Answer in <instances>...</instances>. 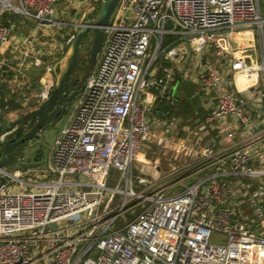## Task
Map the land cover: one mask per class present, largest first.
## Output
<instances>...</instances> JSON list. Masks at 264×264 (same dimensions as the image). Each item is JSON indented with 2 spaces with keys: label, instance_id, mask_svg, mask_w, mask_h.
Wrapping results in <instances>:
<instances>
[{
  "label": "built area",
  "instance_id": "2783aa9c",
  "mask_svg": "<svg viewBox=\"0 0 264 264\" xmlns=\"http://www.w3.org/2000/svg\"><path fill=\"white\" fill-rule=\"evenodd\" d=\"M57 2L0 0V43L11 39L7 11L56 26ZM178 72L205 94L188 137L214 142L179 139L178 119L168 124ZM151 108L168 133L153 130ZM153 140L183 159L149 160ZM134 163L155 177L141 166L137 178ZM214 232L228 241L212 243ZM0 264H264V0H120L48 158L0 171Z\"/></svg>",
  "mask_w": 264,
  "mask_h": 264
},
{
  "label": "crops",
  "instance_id": "0c3cea01",
  "mask_svg": "<svg viewBox=\"0 0 264 264\" xmlns=\"http://www.w3.org/2000/svg\"><path fill=\"white\" fill-rule=\"evenodd\" d=\"M97 3L98 0H58L53 17L60 24L56 26L39 25L35 20L14 11H7L3 15L4 22H7L11 29V39L8 42L0 43V86L4 87L8 85V90H4L3 92L0 90V130L4 123L14 121L23 113L36 108L43 100L41 92H44L47 77L54 78L57 72L60 62L59 57L65 54L69 46L67 44L68 36L72 34V29H77L76 26L79 23L89 18L88 16L95 11ZM34 57H40L41 63L35 64ZM51 65L53 67L49 69ZM38 68H43L44 73L38 71ZM252 77H241L238 83L243 86L250 79H253ZM174 84L175 95L178 98L177 105L181 104L182 98L186 96L191 97L192 101L197 100L200 104L199 109L191 111L192 113L188 117L183 115V113L178 114L174 110L170 111V116L167 117L170 119H168L169 122H174L178 119L179 132L176 137L186 139L188 133L184 128L185 125L198 126L206 116L205 94L197 82L184 78L181 72H178ZM188 90L191 93H187ZM153 98L152 94L141 93L139 102L151 107ZM2 99L6 103L4 107L2 106ZM11 103L16 104L17 107L11 108ZM153 112L154 109L152 108L148 111L153 121V130L157 133L162 131L167 132L166 125L153 120ZM173 118L175 119L172 120ZM212 135L214 136L215 133L200 135V137H196L197 139L193 137L188 138L191 141L202 144L207 139L214 142L215 138ZM150 144L154 145L150 149L153 154V151H157L158 146L155 140L151 141ZM147 145L143 149L145 154L149 152ZM160 155L168 158V163L173 161L179 162L183 159L182 153L173 148H169L163 152L159 150V155L157 156ZM26 165H31V163ZM23 166H16V168ZM146 169L144 170L146 175L150 173L155 175L157 173L156 170H151L148 167ZM29 178L31 177L29 176Z\"/></svg>",
  "mask_w": 264,
  "mask_h": 264
},
{
  "label": "water",
  "instance_id": "95a60500",
  "mask_svg": "<svg viewBox=\"0 0 264 264\" xmlns=\"http://www.w3.org/2000/svg\"><path fill=\"white\" fill-rule=\"evenodd\" d=\"M120 0H102L96 13L79 23L74 39L69 44L55 73L54 85L49 95L39 105L14 121L4 123L0 130V171L26 165L28 160L43 146L40 138L56 126L54 116L56 98L66 90V82L80 68H88V78L93 73L103 44L108 35V26ZM90 61L88 67L86 60ZM77 78H73L75 82ZM88 83V82H87ZM83 85L79 98L85 91ZM53 117H50V116ZM55 227V224H52Z\"/></svg>",
  "mask_w": 264,
  "mask_h": 264
},
{
  "label": "rangeland",
  "instance_id": "374dc122",
  "mask_svg": "<svg viewBox=\"0 0 264 264\" xmlns=\"http://www.w3.org/2000/svg\"><path fill=\"white\" fill-rule=\"evenodd\" d=\"M95 8H96L95 10H97L98 9V5H96ZM90 16L91 15H89L88 17H90ZM76 31H77V29L76 30L75 29L74 30L72 29V33H76ZM70 36L71 35H69L68 37H70ZM164 46H166V44ZM152 51H153V49L150 50V52H152ZM62 57L63 56H60L59 57V59H60L59 65L61 63ZM59 59H57V60H59ZM58 68L59 67H57V72H58ZM43 70H44L43 68H38V71H40V72H43ZM45 71L47 72V70H45ZM54 78H55V75H54ZM68 119H69V116L66 115L63 119H61L56 124V126L54 128H52L50 130H47L45 132L44 137L43 138H40V140L42 141L43 146L41 147V149L36 154H34L31 157V159L29 160V162H27L26 164H28V163L38 164V163L44 162L46 160V157L48 155V152L50 150L51 145L54 143V141H55V139H56V137H57L60 129L67 123ZM170 123L171 122H169L168 124H170ZM172 123L176 124L175 122H172ZM147 146L149 147V152L146 154V157H148L149 160L150 159L151 160H154V158L157 157V155L159 154V150L157 149V151H153V154H152L151 151H150V149H152L154 147V145L148 143ZM141 166H143V169L144 170H147L146 169V166H144V165H139L138 163H134V165H133V169H134V173H135L136 177H137V175L142 174ZM144 174H145V172H144ZM154 177L155 176L152 173L146 175V178L147 179H153ZM119 179H120V172L118 170H116V169H112L111 172H110V177H109V181H108L109 184H111V185H117L118 182H119ZM142 186L144 187V185H142ZM121 187H125V182L124 181H122ZM248 213L250 214V208L248 209ZM118 224H121V223L119 222ZM210 241L212 243H216V244H224V243H226L228 241V234L227 233H222V232H214L211 235V237H210Z\"/></svg>",
  "mask_w": 264,
  "mask_h": 264
},
{
  "label": "flooded vegetation",
  "instance_id": "af4514ba",
  "mask_svg": "<svg viewBox=\"0 0 264 264\" xmlns=\"http://www.w3.org/2000/svg\"><path fill=\"white\" fill-rule=\"evenodd\" d=\"M99 59V58H98ZM88 61V58H86ZM98 60L94 67L97 66ZM88 67L90 66V61L87 63ZM76 75H72L71 79H68L66 82V90L61 93L56 98V108H55V119L57 120L55 124H57L61 119H63L66 115H70L74 111V106L77 100L78 94L81 92L83 85L87 84L88 82V68H78L75 71ZM73 78H77L75 82H73ZM86 89V88H85ZM50 116V115H48ZM53 117V116H50Z\"/></svg>",
  "mask_w": 264,
  "mask_h": 264
},
{
  "label": "trees",
  "instance_id": "16d2710c",
  "mask_svg": "<svg viewBox=\"0 0 264 264\" xmlns=\"http://www.w3.org/2000/svg\"><path fill=\"white\" fill-rule=\"evenodd\" d=\"M102 2V0H100L99 2H98V7L100 6V3ZM96 11L97 10H95V12L94 13H92L91 14V17L96 13ZM4 21V20H3ZM5 23V22H4ZM5 24H7L8 25V23L6 22ZM159 63L160 64H167L168 62L165 60V59H161L160 61H159ZM170 64V63H169ZM3 89V90H2ZM0 90H1V92H3L4 90L6 91V90H8V85H5L4 87L3 86H0ZM187 93H191V92H189V90H188V92ZM3 100V103H2V106L4 107L5 106V102H4V99H2ZM12 102V101H11ZM12 104V103H11ZM162 106H163V109H165V110H167V108H168V106H166V105H164V104H162ZM17 107V105L16 104H12V107L11 108H16ZM199 107H200V104L198 103V101L197 100H191V97H189V96H186V97H184V98H182V102H181V104H179V105H177L176 107H172V108H169L170 109V111H172V110H174L176 113H183V115H185L186 117H188V116H190V114L192 113L191 111H194L195 109H199ZM173 111V112H174Z\"/></svg>",
  "mask_w": 264,
  "mask_h": 264
},
{
  "label": "bare ground",
  "instance_id": "6f19581e",
  "mask_svg": "<svg viewBox=\"0 0 264 264\" xmlns=\"http://www.w3.org/2000/svg\"><path fill=\"white\" fill-rule=\"evenodd\" d=\"M239 84V83H238ZM240 85V84H239ZM142 157V156H141Z\"/></svg>",
  "mask_w": 264,
  "mask_h": 264
}]
</instances>
